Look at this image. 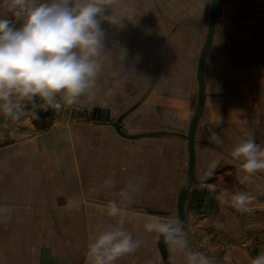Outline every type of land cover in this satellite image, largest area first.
<instances>
[{
	"label": "crops",
	"instance_id": "crops-1",
	"mask_svg": "<svg viewBox=\"0 0 264 264\" xmlns=\"http://www.w3.org/2000/svg\"><path fill=\"white\" fill-rule=\"evenodd\" d=\"M202 6L198 0H117L105 12L120 19L103 24L107 48L91 95L73 106L58 100L64 107L59 115L41 101L51 112L46 118L31 115V102L16 98L23 106L19 119L0 110V202L15 205L0 206V219H42L47 221L42 234L65 237L60 245L21 240L8 245L14 252H28L20 264H88L86 243L74 246L69 237L98 235L90 221L107 227L111 220L142 241L119 260L164 264L157 233L144 226L165 222L166 213L175 216L186 177L187 140L175 133H187L196 105L197 67L211 0ZM15 17L7 14L11 22ZM206 78L196 179L215 197L207 212L189 214L190 228L174 247L168 246L169 254L172 264H186V251L205 253L214 264H251L264 251V172L247 175L231 151L248 133L264 146V0H228L219 9ZM144 96L124 119V131L172 135L132 140L94 115L95 109L111 108L115 120ZM213 131L221 143L209 140ZM106 180L114 183L105 186ZM122 191L131 192V200ZM236 192L256 197L252 213H240L230 201L217 198ZM112 200L123 209L119 216L110 217L107 208L98 207ZM6 232L0 229V235Z\"/></svg>",
	"mask_w": 264,
	"mask_h": 264
},
{
	"label": "clouds",
	"instance_id": "clouds-1",
	"mask_svg": "<svg viewBox=\"0 0 264 264\" xmlns=\"http://www.w3.org/2000/svg\"><path fill=\"white\" fill-rule=\"evenodd\" d=\"M117 0H0V110L8 117L19 119L23 106L16 100L32 102L39 98L47 106L59 109L62 100L68 106L91 95L97 87L102 70L100 58L106 50L107 33L104 22L116 24L120 19L106 15ZM20 20L14 26L7 14ZM124 60L126 52L121 49ZM134 74V72H133ZM209 140L221 143L216 132ZM231 156L239 162L247 175L264 172V146L256 142L252 133L241 137ZM106 180L105 186L113 184ZM203 182L201 187H203ZM136 188L129 184L128 188ZM122 197L131 200L132 193L122 191ZM218 199L230 201L240 213H252L256 197L246 192L230 196L223 193ZM108 215L116 217L123 209L117 201H109ZM145 230L157 233L174 247L184 235V223L179 219L147 223ZM98 235L89 242L85 256L88 264H116V261L134 253L142 241L133 238L130 231L120 226L96 225ZM182 247L187 249L183 239ZM186 264H214L213 258L200 251H186ZM251 264H264V251L251 259Z\"/></svg>",
	"mask_w": 264,
	"mask_h": 264
},
{
	"label": "water",
	"instance_id": "water-1",
	"mask_svg": "<svg viewBox=\"0 0 264 264\" xmlns=\"http://www.w3.org/2000/svg\"><path fill=\"white\" fill-rule=\"evenodd\" d=\"M226 1L228 0H211L209 21L207 22V31L200 50L197 67L198 89L195 109L190 119L187 133H175L176 136L182 137L187 140L189 160L186 177L177 199L176 214L175 216H169L166 213L167 218L165 221H168L169 218L179 219L183 221L184 233H186L190 228L191 222L189 214L191 212L195 214H202L207 212L209 205L215 197V194L211 190H209L204 185V183V186L201 187L202 182L196 179L197 144L200 141L197 138V130L199 122L204 113L207 97V59L209 52L213 47L215 33L217 25L219 23V9L225 4ZM145 96L142 97L135 105L123 111L115 120L111 119V108L95 109L94 115L100 122L111 124V126L115 128L119 135L132 140L143 137H159L163 135H172L169 131H148L142 133H127L126 131H124V119L144 101ZM157 244L164 264H172L168 249L169 244L165 242L162 236L158 239Z\"/></svg>",
	"mask_w": 264,
	"mask_h": 264
},
{
	"label": "rangeland",
	"instance_id": "rangeland-1",
	"mask_svg": "<svg viewBox=\"0 0 264 264\" xmlns=\"http://www.w3.org/2000/svg\"><path fill=\"white\" fill-rule=\"evenodd\" d=\"M209 3V0H198V7H203L202 5H205ZM60 103V102H59ZM62 104V103H61ZM26 108V107H25ZM63 105L59 108V109H55L54 111L57 112V114L59 115V113H61L64 109H63ZM91 114V112L89 113V115ZM62 116V115H61ZM58 118V117H57ZM61 122V121H60ZM11 190V189H10ZM108 204H99L98 207L102 206L101 209L103 208H107ZM0 206L2 208L10 206L12 207V209L14 208L15 205H9L7 203H4V201L0 202ZM17 207V206H16ZM24 214V213H22ZM13 215H17V213H13ZM29 215H27L28 217ZM22 219H0V229H6V231L10 232H6V235H0V264H20L19 260L24 259V256L26 254H28V252L24 251L25 249L23 248L21 251L22 252H14L12 251L11 247H7L8 245H12L14 242L17 241H22L23 244H32V245H38L40 243H44V242H50L51 244H55V245H60L65 237L60 236V235H51L49 233H47V235H44L41 233V229L42 226H44L46 224L47 221L42 220V219H29L26 218L24 216L21 217ZM112 224L113 225V220ZM50 223V221H48ZM70 222H75L77 224L81 223L82 221H78V220H71ZM94 221H90V225L89 228L91 229V231L96 228V225L93 223ZM52 223V221H51ZM110 225V224H109ZM108 226V225H107ZM52 227V225H51ZM34 232L38 231L37 234H34ZM50 228V226H49ZM13 229V231H15V235L12 234L11 230ZM48 231V230H47ZM50 232V231H48ZM96 234L91 233L90 235H76V236H70V242L74 245L77 246V244H81L83 242L86 243V247L89 244L90 241L94 240L96 238ZM22 244V245H23ZM4 245V247H7L5 251H2L1 248ZM6 245V246H5ZM4 249V248H3ZM28 250V249H27ZM61 252L62 249L60 250ZM59 251V253H60ZM58 253V252H57ZM85 256V255H84ZM86 259H84V257L82 258L81 261H85ZM116 264H124V260H117Z\"/></svg>",
	"mask_w": 264,
	"mask_h": 264
},
{
	"label": "trees",
	"instance_id": "trees-1",
	"mask_svg": "<svg viewBox=\"0 0 264 264\" xmlns=\"http://www.w3.org/2000/svg\"><path fill=\"white\" fill-rule=\"evenodd\" d=\"M12 24L14 26H19L20 20L18 19V17L13 18ZM28 110L31 115H36L37 118H46L51 115L50 111H45L41 107V100L39 98H36L28 105Z\"/></svg>",
	"mask_w": 264,
	"mask_h": 264
},
{
	"label": "built area",
	"instance_id": "built-area-1",
	"mask_svg": "<svg viewBox=\"0 0 264 264\" xmlns=\"http://www.w3.org/2000/svg\"><path fill=\"white\" fill-rule=\"evenodd\" d=\"M61 104V103H60ZM61 106H62V104H61Z\"/></svg>",
	"mask_w": 264,
	"mask_h": 264
}]
</instances>
